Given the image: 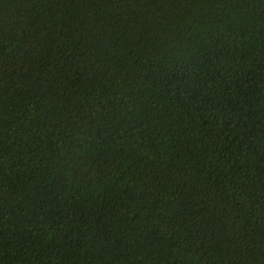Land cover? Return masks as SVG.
Segmentation results:
<instances>
[{"label":"trees","instance_id":"1","mask_svg":"<svg viewBox=\"0 0 264 264\" xmlns=\"http://www.w3.org/2000/svg\"><path fill=\"white\" fill-rule=\"evenodd\" d=\"M0 264H264V0H0Z\"/></svg>","mask_w":264,"mask_h":264}]
</instances>
